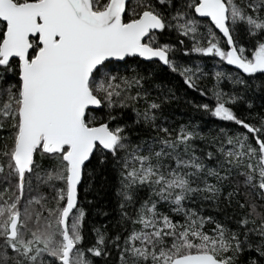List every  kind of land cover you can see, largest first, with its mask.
Segmentation results:
<instances>
[{"label":"snow or ice","instance_id":"snow-or-ice-1","mask_svg":"<svg viewBox=\"0 0 264 264\" xmlns=\"http://www.w3.org/2000/svg\"><path fill=\"white\" fill-rule=\"evenodd\" d=\"M177 53L235 66L239 94L187 102L238 130L171 126L156 67L209 94ZM253 85L264 94V0H0V264H264V116L229 106L251 108ZM109 168L111 231L85 206ZM221 201L231 213L202 214Z\"/></svg>","mask_w":264,"mask_h":264},{"label":"trees","instance_id":"trees-1","mask_svg":"<svg viewBox=\"0 0 264 264\" xmlns=\"http://www.w3.org/2000/svg\"><path fill=\"white\" fill-rule=\"evenodd\" d=\"M188 43L189 46H191L190 42ZM176 55L183 64L191 65L193 67L196 65L200 66L204 74H197L199 78L196 79V83L209 94L203 95L195 89H188L187 86L183 85L182 78L175 73H171L166 66L156 67L154 70L156 71L158 80H163L164 83L175 89L177 99L169 102V107L165 112V114L171 119V126L175 127L179 124H186L191 121L193 124H198L201 130L205 132L215 133L219 127H223L226 130L230 129L232 131L238 130L239 126L235 125L234 122L221 121L217 118L206 116L201 111L196 110L193 104L187 102L191 100L196 103H214V97L211 96V92L216 91L217 89L222 90L224 93L239 94V86L234 85L227 78L228 72L235 73L238 70L231 65H227L226 62L218 64V58L212 56H204L196 53H192L188 56H185L182 53H177ZM145 68L153 70V65H145ZM214 71H221L225 73V75L217 82L213 76ZM247 98L253 100V106L251 108L248 106L246 100L237 101L235 104H230L229 106L234 108V111L238 116H242L249 122L258 123V116H264V94L257 92L255 90V85H253V91L248 93ZM128 111L130 114V110ZM196 143L203 147V142L197 140ZM117 187L116 173L110 168L101 169L96 174L93 180V185L88 190L87 199L85 200V206L89 207V221L98 224H105L107 222L108 230L110 231L113 229V225L119 215L118 197L116 194ZM81 198L84 199L83 192ZM88 201H91L90 206L88 205ZM220 209L231 213V208H226L223 201H221L219 209L213 207L211 203L206 202L201 211L203 215H211L217 219H222ZM102 211L108 212L109 216L105 217L101 215L100 212ZM213 227V223H207L205 225V230H210ZM247 255L248 253H245L241 256V262L247 259ZM98 264H100L99 261Z\"/></svg>","mask_w":264,"mask_h":264},{"label":"water","instance_id":"water-1","mask_svg":"<svg viewBox=\"0 0 264 264\" xmlns=\"http://www.w3.org/2000/svg\"><path fill=\"white\" fill-rule=\"evenodd\" d=\"M232 67H234V68H235V66H232Z\"/></svg>","mask_w":264,"mask_h":264}]
</instances>
